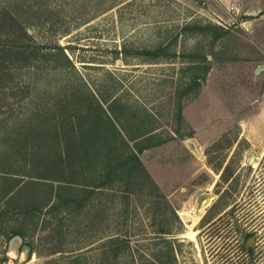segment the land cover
<instances>
[{
	"label": "rangeland",
	"instance_id": "obj_1",
	"mask_svg": "<svg viewBox=\"0 0 264 264\" xmlns=\"http://www.w3.org/2000/svg\"><path fill=\"white\" fill-rule=\"evenodd\" d=\"M48 6L49 35L70 47L74 66L15 69L11 106L22 111L32 96L72 86L109 93L154 115L158 139L167 142L140 154L150 177L101 188L80 210H57L52 200L22 217L3 212L1 200L0 264H147L153 254L168 264H226V255L246 256L247 232L262 245L264 0H50ZM205 25L211 27L194 28ZM158 44L174 54L134 53ZM204 63L206 81L181 98L190 78L206 73ZM205 194L211 200L199 211ZM18 228L24 236L14 234ZM24 245L32 249L26 260Z\"/></svg>",
	"mask_w": 264,
	"mask_h": 264
},
{
	"label": "trees",
	"instance_id": "obj_2",
	"mask_svg": "<svg viewBox=\"0 0 264 264\" xmlns=\"http://www.w3.org/2000/svg\"><path fill=\"white\" fill-rule=\"evenodd\" d=\"M49 1L0 0V201L6 199L3 212L16 211L22 217L35 216L52 200L57 210H80L101 188L141 173L150 177L140 154L167 142L158 139L154 115L141 113L109 93L72 86L32 96L22 111L11 106L17 90L12 85L15 69L74 66L67 52L70 47L49 35L51 19L43 8L49 7ZM210 27L194 26L201 31ZM134 53L152 59L174 54L162 44ZM202 65L206 73L192 76L181 98L189 87L199 91L206 81L210 66ZM181 109L180 101L179 116ZM13 232L24 236L20 228ZM253 235L247 232L244 239ZM241 249L246 256L226 255V264H264V243L242 242ZM173 250L169 248L170 255ZM153 255L147 264H168Z\"/></svg>",
	"mask_w": 264,
	"mask_h": 264
},
{
	"label": "water",
	"instance_id": "obj_3",
	"mask_svg": "<svg viewBox=\"0 0 264 264\" xmlns=\"http://www.w3.org/2000/svg\"><path fill=\"white\" fill-rule=\"evenodd\" d=\"M250 155L254 156L255 162H259V156L254 155L253 151L250 153ZM209 200H211V196L209 194H205V195L200 197V199H199V211L203 208L204 202L206 203ZM254 238H255V235L249 237L247 246H253V243H254V240H255ZM31 250H32L31 246H29V245H24L23 246V254H24L25 260L28 259L29 256L31 255Z\"/></svg>",
	"mask_w": 264,
	"mask_h": 264
},
{
	"label": "bare ground",
	"instance_id": "obj_4",
	"mask_svg": "<svg viewBox=\"0 0 264 264\" xmlns=\"http://www.w3.org/2000/svg\"><path fill=\"white\" fill-rule=\"evenodd\" d=\"M195 151H196L197 154H200V153H199L200 150H199L198 147L195 149ZM250 157H251V155H250ZM250 157H249V158H250ZM200 211H201V210H200Z\"/></svg>",
	"mask_w": 264,
	"mask_h": 264
},
{
	"label": "built area",
	"instance_id": "obj_5",
	"mask_svg": "<svg viewBox=\"0 0 264 264\" xmlns=\"http://www.w3.org/2000/svg\"><path fill=\"white\" fill-rule=\"evenodd\" d=\"M189 212H192V210L191 211L189 210ZM183 214H185V211L180 212V215H183Z\"/></svg>",
	"mask_w": 264,
	"mask_h": 264
}]
</instances>
